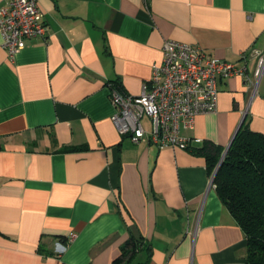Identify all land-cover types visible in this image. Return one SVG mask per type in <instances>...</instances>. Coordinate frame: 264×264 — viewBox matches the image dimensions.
<instances>
[{
	"label": "crops",
	"instance_id": "0c3cea01",
	"mask_svg": "<svg viewBox=\"0 0 264 264\" xmlns=\"http://www.w3.org/2000/svg\"><path fill=\"white\" fill-rule=\"evenodd\" d=\"M37 4L43 37L10 59L0 33V264H114L130 241L126 264H251L199 149H224L244 114L264 133V76L255 94L241 75L220 78L216 110L180 129L200 138L186 149L120 135L109 90L138 94L166 39L236 66L245 52L251 74L264 0Z\"/></svg>",
	"mask_w": 264,
	"mask_h": 264
},
{
	"label": "built area",
	"instance_id": "2783aa9c",
	"mask_svg": "<svg viewBox=\"0 0 264 264\" xmlns=\"http://www.w3.org/2000/svg\"><path fill=\"white\" fill-rule=\"evenodd\" d=\"M0 33L1 45L10 59L24 46L26 38L43 37L46 28L37 0H6L5 5H0ZM251 52L256 61L249 74L245 52L241 54L244 63L236 66L192 44L164 40L161 62L151 65L150 76L138 94L109 90L115 129L133 143L146 141L158 148L186 149L191 141L199 142L200 138L181 135L180 129L193 128L198 114L216 110L220 78L241 75L251 94L257 91L264 76V50L255 48ZM142 116L149 118L150 130L143 127ZM210 185L215 187L212 174Z\"/></svg>",
	"mask_w": 264,
	"mask_h": 264
},
{
	"label": "trees",
	"instance_id": "16d2710c",
	"mask_svg": "<svg viewBox=\"0 0 264 264\" xmlns=\"http://www.w3.org/2000/svg\"><path fill=\"white\" fill-rule=\"evenodd\" d=\"M218 146H203L209 173L222 153ZM218 197L246 237V257L251 264H264V133L249 129L244 120L235 133L213 178ZM139 242H127L114 264H126Z\"/></svg>",
	"mask_w": 264,
	"mask_h": 264
},
{
	"label": "water",
	"instance_id": "95a60500",
	"mask_svg": "<svg viewBox=\"0 0 264 264\" xmlns=\"http://www.w3.org/2000/svg\"><path fill=\"white\" fill-rule=\"evenodd\" d=\"M244 117H245V114L243 115L242 120L240 121V124H239L237 130L239 129V127H240V125H241V123H242ZM237 130H236V132H237ZM236 132H235V133H236ZM234 136H235V134L232 136V138H231L230 142L227 144V146L222 150V153H221V156H220V158H219V161H218L217 165L215 166V168H214V170H213V173H212L213 178H214L215 174L217 173V171H218V169H219V167H220V165H221V162H222V160H223V158H224V156H225L227 150L229 149L230 144H231V142H232Z\"/></svg>",
	"mask_w": 264,
	"mask_h": 264
}]
</instances>
